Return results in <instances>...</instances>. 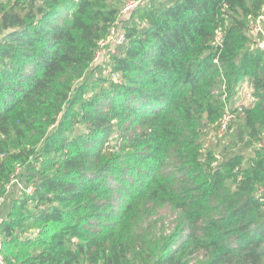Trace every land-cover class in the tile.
<instances>
[{"label":"trees","instance_id":"obj_1","mask_svg":"<svg viewBox=\"0 0 264 264\" xmlns=\"http://www.w3.org/2000/svg\"><path fill=\"white\" fill-rule=\"evenodd\" d=\"M126 1L0 0L7 261L264 264V0H151L96 63Z\"/></svg>","mask_w":264,"mask_h":264},{"label":"built area","instance_id":"obj_2","mask_svg":"<svg viewBox=\"0 0 264 264\" xmlns=\"http://www.w3.org/2000/svg\"><path fill=\"white\" fill-rule=\"evenodd\" d=\"M130 5L132 7L136 6L135 3H132ZM250 28H251L252 35L255 37V39L257 41L256 44L258 45V47L261 50H264V12L256 20L250 21ZM117 29H118V26H116L114 29H112L110 34L115 33V30H117ZM121 35H122L121 39H122V41L124 40V42L118 46H122L126 40L124 33ZM104 44L105 43H103L102 46ZM99 54H100V51L97 54L96 61L98 59ZM253 93H254V91L252 89L251 82L248 79H246L244 82L241 83V85L239 87L238 94H237L238 99H240V101H241L237 105L238 110H241L244 106L252 105L253 103L256 102V98L254 97ZM232 120H233V115H231L230 113H227L224 116V118L220 122L221 123L220 130H219L220 134L227 131ZM261 147H262V145H261ZM1 204H2V200H0V206H1ZM0 264H10L7 261L5 253H4V242H3V238L1 235H0Z\"/></svg>","mask_w":264,"mask_h":264},{"label":"rangeland","instance_id":"obj_3","mask_svg":"<svg viewBox=\"0 0 264 264\" xmlns=\"http://www.w3.org/2000/svg\"><path fill=\"white\" fill-rule=\"evenodd\" d=\"M150 2H151V0H127L124 3V5L122 7V14L120 16V20L118 21V23L116 25V26H118V29L115 30V33L109 34L108 37L106 38V40L104 41L105 44L101 47L100 54L98 55V59H97L96 63H102V62H106V60H109L110 57L106 58L107 57L106 56L107 55L106 49L113 51L114 54L119 52L120 48H118L119 47L118 45H121L124 42V40L122 41V39H121V36H122L121 34H123L125 32V30H124L125 22L128 21L129 19H131L132 13L139 6H143V5L145 6V5L149 4ZM132 3H135L136 6L132 7L130 5ZM105 74L108 75V72L106 71ZM112 79L119 81L120 77H119V75H116V76L113 75ZM234 101L235 102L233 103L232 108L235 109V108H237V105L241 101H240V99H238V97H235ZM236 130H238L237 127L235 129H233V133L236 132Z\"/></svg>","mask_w":264,"mask_h":264}]
</instances>
